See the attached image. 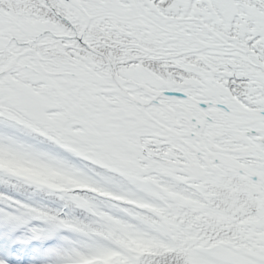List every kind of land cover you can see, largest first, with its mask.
Instances as JSON below:
<instances>
[{
  "label": "snow or ice",
  "instance_id": "obj_1",
  "mask_svg": "<svg viewBox=\"0 0 264 264\" xmlns=\"http://www.w3.org/2000/svg\"><path fill=\"white\" fill-rule=\"evenodd\" d=\"M2 156L0 264H264V0H0Z\"/></svg>",
  "mask_w": 264,
  "mask_h": 264
},
{
  "label": "trees",
  "instance_id": "obj_2",
  "mask_svg": "<svg viewBox=\"0 0 264 264\" xmlns=\"http://www.w3.org/2000/svg\"><path fill=\"white\" fill-rule=\"evenodd\" d=\"M0 166L2 168H6L11 171H18L21 172L22 174L33 176L37 179H40L44 183H52L56 181L58 178H63L60 173L54 170L46 169L36 165L29 166L27 164L20 163L19 160L10 156L0 157ZM66 179H71V178H66ZM55 186L59 187L60 185L57 184ZM0 194L12 196L14 198L21 200H27L29 197H33L34 199L37 200L43 199L41 195L34 194L31 191V189H26V188L16 189L11 184L5 183L3 181H0ZM44 202L52 204L53 206L56 207L59 206L55 200L45 199ZM128 243H130L131 246H134L139 251L147 250V246L143 244L142 241L132 240ZM82 255L84 254H80V256ZM118 259H119V253H115V255H113L109 259H106V261L95 260V262L91 264H117Z\"/></svg>",
  "mask_w": 264,
  "mask_h": 264
}]
</instances>
